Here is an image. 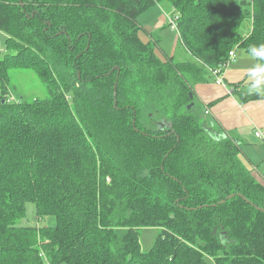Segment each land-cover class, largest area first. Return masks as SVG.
Returning <instances> with one entry per match:
<instances>
[{
    "label": "trees",
    "instance_id": "obj_1",
    "mask_svg": "<svg viewBox=\"0 0 264 264\" xmlns=\"http://www.w3.org/2000/svg\"><path fill=\"white\" fill-rule=\"evenodd\" d=\"M164 2L195 62L141 39L138 18ZM245 3L0 0V264H264V181L193 93L229 52L264 45V0ZM12 70L46 97L15 98ZM240 88V104L264 101ZM26 203L55 225H20ZM144 228L159 230L148 252Z\"/></svg>",
    "mask_w": 264,
    "mask_h": 264
},
{
    "label": "rangeland",
    "instance_id": "obj_2",
    "mask_svg": "<svg viewBox=\"0 0 264 264\" xmlns=\"http://www.w3.org/2000/svg\"><path fill=\"white\" fill-rule=\"evenodd\" d=\"M235 1L240 4L243 2V0H235ZM243 7L246 10L248 9L251 10L249 3H245ZM175 14H176L175 11L173 10V8H171L168 2H164L163 4L157 6L156 5L152 6L150 9H148L138 18V22L142 28L139 33L140 37L142 40L145 41L150 40L151 37L155 40L158 39L159 42L156 49L158 56H160L161 58L164 59L172 58L174 62H195L192 56H190L182 46L177 31L172 30L171 27L168 25V19L175 18ZM160 15H163L165 25L161 26L156 30L155 23ZM250 30H251V19H246L238 32L240 38L246 37V35L250 32ZM5 38H6L5 34L0 31V45L2 48L4 46ZM243 52L244 51L242 49H235L236 57H238V55ZM9 76H10L11 84L16 87V93L15 95H13L15 98L21 99L23 101H31L36 98L43 99L46 97V92L44 90V87L41 85L36 75L31 73V71L12 70L9 72ZM246 83L248 85L249 83L248 79L246 80ZM155 111H156L155 105H150L146 108L145 107L143 108V113L141 114V120L146 127L153 128L154 126L153 123H156L157 119L160 118L163 119V116L160 115H159L160 117L157 118L156 114H154ZM150 114L152 115L149 116ZM244 160L248 164L249 168L252 169V165L248 163L249 160H246L245 158ZM254 166H255V171L252 172L254 174H259V176L263 179L264 161H259ZM19 224L28 225L36 228L53 227L55 225V218L53 216H50V217H46L43 220H37L35 218V205L33 203H26L25 214L24 217L19 221ZM158 232L159 230L157 228H144L139 231V242L142 252H148L151 249L158 235Z\"/></svg>",
    "mask_w": 264,
    "mask_h": 264
},
{
    "label": "crops",
    "instance_id": "obj_3",
    "mask_svg": "<svg viewBox=\"0 0 264 264\" xmlns=\"http://www.w3.org/2000/svg\"><path fill=\"white\" fill-rule=\"evenodd\" d=\"M155 24L156 30L165 25L163 15L159 16ZM248 56L245 52L239 54L238 57L235 55V58L222 72V84H216L211 75L205 83L194 85L193 93L195 94V103L201 107L204 117L213 121L231 137L241 141L243 157L249 160L247 162L252 165L251 170L255 171L254 165L259 161H264V140L260 141L254 135L257 130L264 133V101L240 104L232 95V87L239 84L242 85L240 89L249 90L246 83L248 79L246 69L256 61ZM209 104L211 106H208ZM255 175L264 181V178L262 179L259 174Z\"/></svg>",
    "mask_w": 264,
    "mask_h": 264
},
{
    "label": "clouds",
    "instance_id": "obj_4",
    "mask_svg": "<svg viewBox=\"0 0 264 264\" xmlns=\"http://www.w3.org/2000/svg\"><path fill=\"white\" fill-rule=\"evenodd\" d=\"M256 63L247 68L248 88L250 93L264 94V45L251 46L247 50Z\"/></svg>",
    "mask_w": 264,
    "mask_h": 264
},
{
    "label": "built area",
    "instance_id": "obj_5",
    "mask_svg": "<svg viewBox=\"0 0 264 264\" xmlns=\"http://www.w3.org/2000/svg\"><path fill=\"white\" fill-rule=\"evenodd\" d=\"M249 3H252V0H247ZM176 18H170L168 20V24L170 25L171 29L174 31H177V27H176V22H175ZM235 58V49L232 52H229L228 55V61L223 65L222 70H210L211 75L213 76L216 84H222L223 83V79H222V72L223 70L228 66L229 62ZM255 138L263 141L264 140V133L260 130H257L255 132Z\"/></svg>",
    "mask_w": 264,
    "mask_h": 264
},
{
    "label": "water",
    "instance_id": "obj_6",
    "mask_svg": "<svg viewBox=\"0 0 264 264\" xmlns=\"http://www.w3.org/2000/svg\"><path fill=\"white\" fill-rule=\"evenodd\" d=\"M114 89H116V86L114 87ZM190 99H193V95L192 93L189 94ZM193 106V103H191L187 108L190 109Z\"/></svg>",
    "mask_w": 264,
    "mask_h": 264
}]
</instances>
